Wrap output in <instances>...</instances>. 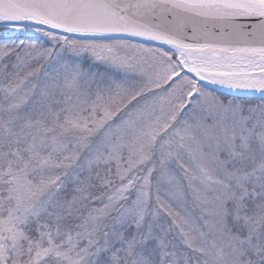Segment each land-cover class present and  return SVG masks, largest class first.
<instances>
[{"label":"snow or ice","instance_id":"snow-or-ice-1","mask_svg":"<svg viewBox=\"0 0 264 264\" xmlns=\"http://www.w3.org/2000/svg\"><path fill=\"white\" fill-rule=\"evenodd\" d=\"M0 264H264V0H0Z\"/></svg>","mask_w":264,"mask_h":264}]
</instances>
